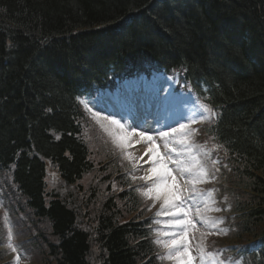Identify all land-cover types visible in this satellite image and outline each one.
<instances>
[{
	"label": "trees",
	"instance_id": "obj_1",
	"mask_svg": "<svg viewBox=\"0 0 264 264\" xmlns=\"http://www.w3.org/2000/svg\"><path fill=\"white\" fill-rule=\"evenodd\" d=\"M146 65L182 71L215 109L202 134L226 160L235 236L264 264V0H0V168L49 224L44 264H92L99 247L98 264H156L151 218L92 158L111 146L82 101Z\"/></svg>",
	"mask_w": 264,
	"mask_h": 264
},
{
	"label": "rangeland",
	"instance_id": "obj_2",
	"mask_svg": "<svg viewBox=\"0 0 264 264\" xmlns=\"http://www.w3.org/2000/svg\"><path fill=\"white\" fill-rule=\"evenodd\" d=\"M157 79H158V77H153L151 79V81L154 83L157 81ZM156 83H158L156 85V87H159L162 85V81L160 83H159V81H157ZM85 105H86L85 109L87 108L86 110L90 111V114H91L92 118L94 119L93 121H94L95 126L106 137V140L108 142V146L111 143V148H112V150L107 149V150H110V152H111L110 158H108L106 155L103 156L105 153L103 151L100 152V149L97 151H94L92 158L94 160H96L97 162H101L106 170L114 171L115 168H117V167H119V169L121 168L123 171L127 170L128 174L131 175L130 176L131 180L134 181L136 184V185H134V187L138 188L139 192L137 191V193L140 195L141 199L142 198L145 199V200L142 199L141 205L148 206L146 200H149L150 198L142 195V193L147 191L148 189H150L151 186L149 185L150 181L148 179L147 180L141 179V177H146L144 165L141 164L139 158H137V157L135 158L134 156H132V150H133L132 147H130L127 144H125L123 147L117 145V143L115 142V137L117 136V134L113 133L114 130H113L112 126H114V125L111 122H110V132H108L105 128V125H103L97 119V115L99 113L98 109H100L101 112L106 113L103 110V108L107 111V113H111L112 111H115L117 114L124 116L123 103L121 101L120 96L115 95L114 93L110 94V96H107V97L101 95L99 97L98 101H95V99H94V101L85 100ZM170 107L174 108V109L170 112L166 125L164 126L163 129L159 130V132L160 131H168V129L170 130L169 127L179 128L178 124H182L183 122H186L189 120L191 112H190L188 106L186 105V103L183 100H181L180 97H176L172 101ZM172 113H173V116H175V117H171ZM107 115H109L112 120L119 121L120 124L124 125L126 131H128L130 129L129 125L127 124V114H126L124 122L117 115H114V114H107ZM111 115L116 116V118L112 117ZM165 118H166V116H165ZM178 121H180V122L178 123ZM186 131L190 132V143L195 146L193 151H192V155H195L197 157V159L200 161V163L202 164V166L206 169L207 176L204 177V182L195 184L196 189L198 191L204 193L205 197L201 198L199 196H196L193 198V200L196 199V201H197L195 207H193L192 205L191 206L187 205L186 203H185L184 207H185V210H187L189 212L188 218L191 217L193 220L194 227H192V228H198V227H202V225L203 226L206 225V223L203 222V215H204L205 217H211L215 221L214 224L208 223V230H212V229L218 227V225L226 219L227 213L225 210L228 209L227 207L224 208L225 210L223 209L222 200L219 198V194L215 191L214 178L216 176V170H217L216 168H217L218 164L214 160V157L202 159L203 157L208 155V150L204 147L199 148L200 142H202V140H198L196 138L197 133L194 130L192 131V129H190V130H186ZM157 134L158 133L156 132L155 134H152V136L156 140L157 144L159 145L160 150L162 149L165 151V149L163 147V141L159 138V136ZM176 138L177 139L179 138V134H177ZM170 147H176L178 151L184 152V149L179 144L170 143ZM90 148H94V147L90 146ZM197 148L200 149V150L198 149L199 150L198 152L196 150ZM126 153H127V155H126ZM197 154L199 156H202V157L200 158ZM173 156L175 157L176 154L173 153ZM176 158H178V157H176ZM184 158L186 159L187 157L183 156V159ZM130 165H133V169L131 168ZM11 172H12V167H10L8 169H1L0 168V189L2 192V197H1L2 198V205L0 206V250H3L6 247V242H8L9 240H12L13 243L17 245L18 243H21V241H23L25 239H29L31 241H33V239H36L37 246H33V242H31V243L27 244L26 247H23V250L25 252H23V250H21L22 256H20L21 260L18 264H43L48 259L47 255H48L49 249L45 246V244L40 239V235L47 233L46 229L42 226L41 222L35 221L33 223V229L34 230L29 232L30 236H27L25 233H26V231L31 230V227L28 225L27 218L25 216V218L21 220L19 227L16 229L17 231H15V224H14L13 215L9 209V202H10L12 192H13L14 187H15L14 182H13L12 177H11ZM188 177L189 178L187 179V181H191L193 179L189 175H188ZM90 181H92V178ZM86 182H87V179H85V177H84V180L82 181V183L84 184ZM184 182H185V180H184ZM187 185L190 186V189L193 186L191 183H187ZM208 191H210L212 193L211 201H209L208 198L206 197V193ZM163 194L164 193H161V196ZM152 195L155 196L156 193L153 192ZM204 199H207V204L204 202ZM229 199H231L230 195L227 193H224V202L226 200L228 201ZM22 200H23V197H22ZM161 203H162V201H161ZM24 208H25V213H26L28 211V208L25 205V203H24ZM162 210H163V214L166 215L165 209H161L160 211H162ZM198 210H199V214H198ZM87 211H88V206H87ZM26 215L29 216L28 214H26ZM179 216L184 219L182 213L179 214ZM30 219H33V217L30 216ZM165 219H166V221L168 219L170 220V218L168 216ZM163 220L164 219H161V223H163ZM89 222H90V218L84 219L81 217L80 225L84 226V227H88ZM221 229L222 230L220 232V234H221L220 239L221 240H224V239L232 240L233 230L230 228V224L229 223L223 224L221 226ZM166 232L169 233L168 230H166ZM170 232H171V229H170ZM187 232H189V231L187 230ZM192 233H195V232H192ZM9 234H11V236ZM186 234H188V233H186ZM170 237L171 236H162L159 240L166 242ZM172 238H175V240H180V235L175 234ZM208 239L210 240V244H214L216 242V237H211V238L208 237ZM184 241H188L187 239H185V236L183 237L182 242L179 244V253L173 251L171 253V258H168V256H169V250L168 249L165 250L164 252H162L160 254V258H159L161 264H180V261L177 259L178 255L181 256V258L186 261L187 257L183 255L184 247H185ZM10 243H9V247L5 250L6 256H4V257L10 258L12 252H15V251H18V253H20L19 248H16V247L14 248L12 246V244H10ZM13 249H15V250H13ZM218 258H220V256H218ZM171 259H174V260H171ZM91 260L94 261V257L91 258ZM220 260H221V258H220ZM49 261L51 263L50 256H49ZM223 262H224L223 264H239L238 260H234V261H230V262L223 261Z\"/></svg>",
	"mask_w": 264,
	"mask_h": 264
},
{
	"label": "snow or ice",
	"instance_id": "obj_3",
	"mask_svg": "<svg viewBox=\"0 0 264 264\" xmlns=\"http://www.w3.org/2000/svg\"><path fill=\"white\" fill-rule=\"evenodd\" d=\"M199 109L210 115H215L212 109L207 104H200ZM195 122V120H193ZM111 123L116 127L120 128L121 133L115 137V142L118 146L123 147L128 141L129 137L132 135H137L142 141L148 143V147L145 149V155H148V162L151 163V167L148 169V172L156 177V181L153 183V187L143 192L142 195L153 199L155 202L156 199H162L160 205L161 209H168L169 214L176 216L183 214L184 219H177L174 221V226H179L182 229L183 233H187L189 227H194V224L191 219H189V212L185 210L186 198L184 197V192L189 191L192 195L188 198H194L199 196L201 198L205 197V194L198 191L195 187V184L204 182V177L207 176L206 169L202 166L200 161L196 156L192 155L194 145L190 143V132L186 131L188 125L180 124L179 128H170L169 131H160L157 135L163 141V147L165 151L162 153L160 147L157 144L156 140L152 135L148 134L145 131H136V128H132L131 132H127L125 126L120 124L119 121L112 120ZM177 134L179 138L177 139ZM170 143L179 144L184 152H180L176 147H170ZM173 153L176 156H173ZM127 155V153H126ZM186 156V159H178L176 157ZM130 158V157H129ZM169 164H174L175 169L170 168ZM173 171L179 173L180 178L183 179L185 174H188L193 179L191 181H185L186 183H191L193 186L191 189H182L177 182V177L173 175ZM151 177H141V179H150ZM171 181V183H169ZM162 189H167L164 194L161 196ZM155 192L156 195L153 196L152 193ZM212 193L208 192L206 194L207 198H211ZM204 202L207 204V199H204ZM218 210V209H217ZM160 212H157V215H160ZM199 214V210H198ZM204 223H215L211 217L203 218ZM11 236V234H9ZM156 243L161 244L163 247L169 250L168 258H171V253L173 251L179 253V242L175 239L170 241H160L157 240ZM184 253L183 255L187 257V260L177 256V259L180 261V264H191L193 257L189 253L187 248V241H184ZM15 250V249H13ZM202 257L204 255V250L201 249ZM211 256V254H208Z\"/></svg>",
	"mask_w": 264,
	"mask_h": 264
},
{
	"label": "bare ground",
	"instance_id": "obj_4",
	"mask_svg": "<svg viewBox=\"0 0 264 264\" xmlns=\"http://www.w3.org/2000/svg\"><path fill=\"white\" fill-rule=\"evenodd\" d=\"M122 20L124 21L125 18H123ZM144 93H146V91L144 89H141L135 92L132 95V97L127 98V102H126L127 120H128L127 124L130 127V129L127 132H131V129L134 127L136 128L137 132L145 131L151 135L152 132H156L158 130V125L160 123V119L162 116L160 112V105L162 102H164V100L163 99L161 100L160 97H155L153 95L151 97H145ZM98 110H99L98 111L99 113L97 115L98 121L101 122L103 125H105L106 130L110 132V122L112 121L111 117L101 112L100 109ZM112 128L114 130L113 131L114 134L120 135L121 133L120 128L116 127L115 125L112 126ZM125 144L132 147L133 149L132 156H134L135 158L136 157L139 158L141 164L144 165L145 176L151 177L148 180L150 181L149 185L152 188L154 181H156V177L148 172V169L151 167V163L148 162V155H145V149L149 146L148 143L145 141H142L139 136L132 135L129 137L128 141ZM110 146H111V143H110ZM160 151L163 153L162 149ZM169 167L175 169V167L172 165H170ZM175 172L176 171H173V174H175ZM123 173L127 175L129 179L131 180V177H130L131 175L128 174L127 170L123 171ZM55 178L56 177L54 176H49V179L51 182H57ZM132 182L135 183L134 181ZM169 183L171 182L169 181ZM165 191H167V189H162L161 193ZM12 194H15V192H13ZM148 209H149V214H153L156 211L155 204L151 203L149 200H148ZM165 212H166V216L170 218V220L168 219L166 221V224L171 229L172 234L180 235V240H177L180 244L185 234L182 232V229L179 226H174V221L177 219H182V218L179 215L173 216L169 214L168 209H165ZM122 221H125V219L124 220L122 219ZM185 239H186V236H185ZM100 249L101 248L99 247V253L94 257L95 264L103 263V261L106 258L105 250L101 251ZM0 261L3 262L4 264H11V262L8 259L2 256H0ZM13 263L17 264L16 257L13 258Z\"/></svg>",
	"mask_w": 264,
	"mask_h": 264
}]
</instances>
